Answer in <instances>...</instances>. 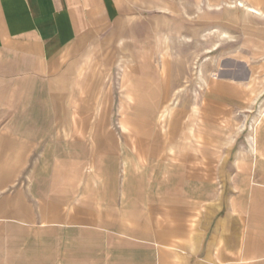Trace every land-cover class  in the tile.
I'll return each mask as SVG.
<instances>
[{
	"label": "rangeland",
	"instance_id": "1",
	"mask_svg": "<svg viewBox=\"0 0 264 264\" xmlns=\"http://www.w3.org/2000/svg\"><path fill=\"white\" fill-rule=\"evenodd\" d=\"M181 1L183 30L188 31L177 41L158 45L152 37L117 47L105 40L89 56L78 81L59 79L53 88L54 73L37 81L29 75L33 81L22 92L32 102L23 105L42 112L35 121L48 135L15 181H0V264H140V250H127L109 233L94 231L95 215H87L90 227L71 228L50 225L47 221L57 216L58 208L53 215L46 208L51 201L60 207L79 201L92 208L96 195L109 196V189L105 193L94 186L95 171L109 182L117 175L122 191L130 157L126 144L132 141L147 146L152 158L181 164L173 169L178 177L187 174L218 185L251 169L245 164L264 159V18L230 6L240 0ZM243 1L264 10V0ZM207 32L211 34L205 39ZM254 73V84L243 86ZM12 82L7 79L5 89L0 87V97L17 95ZM51 94L55 101L62 96L69 101L52 107ZM166 104L175 112L161 124L158 116ZM75 112L82 127L96 130L85 142H73L71 134L60 130L73 127ZM235 160H242L240 167ZM164 170L146 168L151 201H157L158 187L164 186L159 175ZM134 194L130 199L136 202ZM103 217L108 224L110 215Z\"/></svg>",
	"mask_w": 264,
	"mask_h": 264
},
{
	"label": "crops",
	"instance_id": "2",
	"mask_svg": "<svg viewBox=\"0 0 264 264\" xmlns=\"http://www.w3.org/2000/svg\"><path fill=\"white\" fill-rule=\"evenodd\" d=\"M181 3V0H0V87L5 89L7 79L13 80L11 87L17 94L0 97V181L7 184L15 181L31 163L32 153L44 139L42 136L48 135L47 128L38 127L35 121L42 112L23 105L32 102L22 92L33 81L30 77L37 81L54 73L52 88L59 79L78 81L89 56L96 54L105 40L117 47L152 37L158 45L171 39L177 41L188 31L183 30ZM239 3L230 6L264 18L260 5L243 0ZM195 24L191 23L190 34L197 28ZM209 34L202 36L207 39ZM15 69L17 73H8ZM162 70L165 73V62ZM245 80L243 86H252L255 73ZM52 94V107L55 102L62 105L69 101L63 96L61 101H55ZM77 112L72 116L73 127L60 130L71 134L73 142H85L96 130L91 133V128L82 127ZM174 112V106L164 105L158 116L160 123ZM49 131L53 134V128ZM196 137L202 138L201 133ZM126 147L130 157L125 163L122 191L118 192L117 175L109 182L95 171L97 191L106 193L109 189L110 195H96L98 201L92 208L79 201L62 207L48 202L46 208L52 210V215L55 206L58 211L47 222L84 229L91 224L87 215L93 214L94 231L109 233L124 243L127 250H140V264H264V159L245 164L251 169L239 170L218 185L187 174L178 177L173 169L181 164L152 158L144 144L132 141ZM170 152L171 158L176 159L177 151L171 148ZM234 163L240 167L242 160ZM151 166L165 168L159 174L164 186L158 187L157 201H151L150 180H145L146 168ZM134 193L136 202L130 199ZM68 196L74 198V194ZM104 215H110L109 225Z\"/></svg>",
	"mask_w": 264,
	"mask_h": 264
},
{
	"label": "bare ground",
	"instance_id": "3",
	"mask_svg": "<svg viewBox=\"0 0 264 264\" xmlns=\"http://www.w3.org/2000/svg\"><path fill=\"white\" fill-rule=\"evenodd\" d=\"M239 3V2H238ZM240 4V3H239Z\"/></svg>",
	"mask_w": 264,
	"mask_h": 264
}]
</instances>
